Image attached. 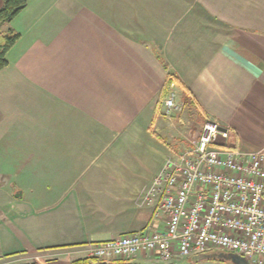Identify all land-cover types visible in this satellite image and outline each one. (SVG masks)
<instances>
[{
  "label": "crops",
  "instance_id": "0c3cea01",
  "mask_svg": "<svg viewBox=\"0 0 264 264\" xmlns=\"http://www.w3.org/2000/svg\"><path fill=\"white\" fill-rule=\"evenodd\" d=\"M9 26L20 37L7 58L26 81L16 90L34 84L56 101L36 96L42 134L0 115L15 171L0 175V264H77L91 243L165 228L161 193L145 195L171 154L149 129L169 73L228 145H264V0H28ZM128 261L239 264L221 250Z\"/></svg>",
  "mask_w": 264,
  "mask_h": 264
},
{
  "label": "built area",
  "instance_id": "2783aa9c",
  "mask_svg": "<svg viewBox=\"0 0 264 264\" xmlns=\"http://www.w3.org/2000/svg\"><path fill=\"white\" fill-rule=\"evenodd\" d=\"M170 91L168 114L177 107ZM220 127L205 120L193 147L170 154L147 189L146 199L161 193L163 230L91 243L88 257L109 261L145 255L169 262L177 255L221 250L264 264V145L252 150L228 145ZM221 136L226 139L220 141Z\"/></svg>",
  "mask_w": 264,
  "mask_h": 264
},
{
  "label": "rangeland",
  "instance_id": "374dc122",
  "mask_svg": "<svg viewBox=\"0 0 264 264\" xmlns=\"http://www.w3.org/2000/svg\"><path fill=\"white\" fill-rule=\"evenodd\" d=\"M102 3L105 4L104 1H102ZM9 25H5L4 28L10 27ZM9 58L11 62L8 68L3 71L0 70V88L4 87V90L0 91V96H3V99L7 101L6 107L0 106L1 117H10L11 115L23 117V120L18 124L17 128H15L16 130L14 132L27 133L28 136H33L35 133L42 134L43 132H47L48 128L44 129L33 122L34 118L41 113L40 109L37 110L35 108V99L37 100L36 96L38 95L41 99V104L51 105L54 100L56 101V97H49V94L45 92L42 94L38 90V86L34 84L30 85V87L26 85L25 91L22 90V88L20 91L16 90V86L21 87V85H25L24 83L26 81L23 79V83L19 84L22 78L21 76L18 77L16 72L15 54H11ZM8 86H11L12 89ZM170 90L175 94V103L177 107L168 114L165 109V99L169 94L164 99H161L159 103V119L152 125L154 128L157 127L160 131L162 141L170 146L171 154H179L193 147L198 140L205 120L198 108H192L183 104L181 91L176 85ZM54 113L58 115L59 113H64V110H59V108H57ZM33 115L36 116L33 117ZM5 123L7 124V122ZM150 126L151 125H149V129ZM29 139L31 142L36 141L35 138ZM18 141L27 140L20 139ZM3 147L4 145L0 147V175L5 177H9L10 175L12 177L15 175V171H7L8 168L6 165L7 161L12 158V156L11 154L2 152Z\"/></svg>",
  "mask_w": 264,
  "mask_h": 264
},
{
  "label": "trees",
  "instance_id": "16d2710c",
  "mask_svg": "<svg viewBox=\"0 0 264 264\" xmlns=\"http://www.w3.org/2000/svg\"><path fill=\"white\" fill-rule=\"evenodd\" d=\"M28 0H3V4L0 6V70L5 68L9 61L7 58V52L17 42L20 37V33L15 31L12 27L4 28L5 25H9L27 6ZM172 83H176L182 89L183 104L189 107L197 108V101L191 94L190 90L185 86L181 79L174 73H169V76L161 91L160 100L164 99L171 89ZM200 114L206 119L201 108L198 109ZM207 120V119H206ZM151 132L159 139L162 140V136L158 134L153 125L150 127ZM77 264H134L128 260H99L95 257H85L75 261Z\"/></svg>",
  "mask_w": 264,
  "mask_h": 264
},
{
  "label": "water",
  "instance_id": "95a60500",
  "mask_svg": "<svg viewBox=\"0 0 264 264\" xmlns=\"http://www.w3.org/2000/svg\"><path fill=\"white\" fill-rule=\"evenodd\" d=\"M220 129L222 130V131H225L226 130V128H223V127H220ZM15 193V195L16 196H22V191L21 190H19V192H14ZM230 255H231V258L235 261V262H237V263H239V264H249V262H248V260L247 259H245L244 257H242V256H240V255H237V254H235V253H230Z\"/></svg>",
  "mask_w": 264,
  "mask_h": 264
}]
</instances>
